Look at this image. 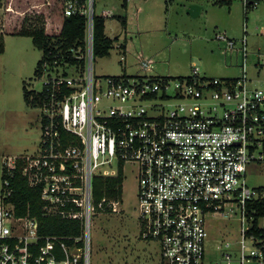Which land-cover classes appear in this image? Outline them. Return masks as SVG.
<instances>
[{
  "label": "built area",
  "instance_id": "built-area-1",
  "mask_svg": "<svg viewBox=\"0 0 264 264\" xmlns=\"http://www.w3.org/2000/svg\"><path fill=\"white\" fill-rule=\"evenodd\" d=\"M261 1L243 4L249 10ZM77 12L87 16L86 50L76 53L84 67L46 73L45 83L56 82V90L42 108L39 150L5 165L11 170L17 159L26 160L22 172L42 185L45 214L66 220L72 234H42L37 220L18 215L2 196L0 264H91L92 216L120 212L123 202L96 199L94 178L124 176L126 165L137 172L140 236L159 245L161 264H206L208 216L238 211L237 253L227 243L221 262L212 264H264V243L246 235L251 223L245 226L252 220L248 203L264 197L247 180L251 166L264 170V90L247 76V35L239 41L217 35L242 52L240 77L197 70L175 77L96 76L93 0L86 8L66 3L65 15ZM151 63L141 66L149 70ZM61 129L75 138L67 141Z\"/></svg>",
  "mask_w": 264,
  "mask_h": 264
},
{
  "label": "rangeland",
  "instance_id": "rangeland-1",
  "mask_svg": "<svg viewBox=\"0 0 264 264\" xmlns=\"http://www.w3.org/2000/svg\"><path fill=\"white\" fill-rule=\"evenodd\" d=\"M217 1L131 0L125 8L122 0H96L93 8L96 14L108 12L106 34L119 40L109 55L94 58L95 75L148 73L175 77L191 75L197 70L208 77H240L242 52L229 50L217 35L225 33L239 41L246 34L247 76L255 87L264 90V35H261L264 0L249 10L243 0H227L224 5ZM65 4V0L50 4L46 0L0 3L5 34V51L0 53V199L3 165L17 156L37 154L40 147L43 109L26 104L24 85L28 83L29 89L40 91L48 80L47 74L35 75L42 50L34 45L32 37L17 33L24 25L30 27L44 22L47 33L58 34L57 25L63 20ZM192 4L200 7L196 16L188 11ZM89 6L92 8V4ZM147 59L152 62L149 70L141 66V61ZM135 170L131 165L125 167L121 211L92 216L91 264H161L159 245L140 236ZM247 180L251 187L264 186L263 168L251 166ZM239 213L233 217L208 216L206 264L221 262L227 243L237 253L235 247L242 238ZM250 223L251 220L245 222V226ZM260 225L264 227V218Z\"/></svg>",
  "mask_w": 264,
  "mask_h": 264
},
{
  "label": "trees",
  "instance_id": "trees-1",
  "mask_svg": "<svg viewBox=\"0 0 264 264\" xmlns=\"http://www.w3.org/2000/svg\"><path fill=\"white\" fill-rule=\"evenodd\" d=\"M4 0H0V3ZM73 2L78 8L88 7V0H65V3ZM93 0V8L95 9ZM227 0H218L219 5H224ZM122 5L127 8L129 0H122ZM107 15L96 14L94 11V58L107 56L110 54L114 43L119 37H109L106 34ZM127 20L124 19L125 26ZM45 23L41 25H25L17 34L30 36L34 45L42 50L43 56L39 60L35 75L42 77L51 71L60 72L67 75L66 65H74L83 69L85 60L77 57L76 53H84L86 50V29L87 16L80 12L71 15H65L63 26L58 34H49L46 32ZM5 51V34L3 31V21L0 18V53ZM56 82L44 83L42 90L29 89L28 83L24 85L25 102L30 107L43 108L51 100L52 93L56 90ZM55 87V88H54ZM64 91L70 89L63 86ZM62 135L67 141L74 139V135L61 129ZM25 159H17L16 167L8 169L3 165V187L2 196L7 203L14 205L18 215H27L39 222L40 232L44 235H62L72 234L68 222L58 216L46 215L44 204L41 198L42 185H32L27 176L22 172ZM124 176L122 171L114 177L96 176L94 178V193L96 199L104 196L122 200V182ZM8 182V183H7ZM261 194H264V186L257 187ZM247 215L252 218L251 224L246 231L248 237L253 236L258 243H264V227L260 225V220L264 218V197L250 201L247 206ZM75 233H78V228Z\"/></svg>",
  "mask_w": 264,
  "mask_h": 264
},
{
  "label": "water",
  "instance_id": "water-1",
  "mask_svg": "<svg viewBox=\"0 0 264 264\" xmlns=\"http://www.w3.org/2000/svg\"><path fill=\"white\" fill-rule=\"evenodd\" d=\"M189 13H191L193 16H196L200 12V7L196 4H192L189 9Z\"/></svg>",
  "mask_w": 264,
  "mask_h": 264
},
{
  "label": "crops",
  "instance_id": "crops-1",
  "mask_svg": "<svg viewBox=\"0 0 264 264\" xmlns=\"http://www.w3.org/2000/svg\"><path fill=\"white\" fill-rule=\"evenodd\" d=\"M47 1V4H50V3H52V1L54 2L55 0H46ZM130 2H131V0H129V4H130ZM27 5H29L28 3H27ZM66 5V4H65ZM104 13H106V14H104V15H107L108 16V12H104ZM50 17H48V19H49ZM64 18V17H63ZM58 27V29H60L61 30V28H62V26H63V20H61L60 22H59V24L57 25Z\"/></svg>",
  "mask_w": 264,
  "mask_h": 264
}]
</instances>
